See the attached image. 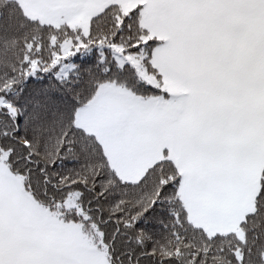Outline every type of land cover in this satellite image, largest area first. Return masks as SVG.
Listing matches in <instances>:
<instances>
[{"label": "snow or ice", "instance_id": "snow-or-ice-1", "mask_svg": "<svg viewBox=\"0 0 264 264\" xmlns=\"http://www.w3.org/2000/svg\"><path fill=\"white\" fill-rule=\"evenodd\" d=\"M0 264H264V0H0Z\"/></svg>", "mask_w": 264, "mask_h": 264}]
</instances>
